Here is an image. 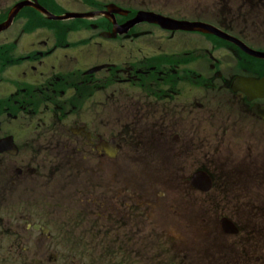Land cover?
I'll list each match as a JSON object with an SVG mask.
<instances>
[{"label":"flooded vegetation","instance_id":"af4514ba","mask_svg":"<svg viewBox=\"0 0 264 264\" xmlns=\"http://www.w3.org/2000/svg\"><path fill=\"white\" fill-rule=\"evenodd\" d=\"M20 1L0 0V18H6ZM37 2L55 15L73 12L84 17L45 26L42 14L26 7L0 33V188L8 193L18 187L25 210L16 219L20 233L13 223L0 221V264H43L40 257L35 260L25 254L29 239L50 236L43 221L30 223L35 215L44 218L40 213L44 193L39 191L41 169L37 168L43 159L32 157L33 152L29 156L28 129L33 124L36 129L44 126V117L50 113L61 122L58 115L64 119L65 104L73 107L72 127L68 128L72 167L86 177L83 186L94 182L98 188L74 211L83 213L80 219L85 223H92V208L102 210L105 219L100 212L96 219L114 232L113 246L114 241L125 240L120 228L142 232L151 243H169L164 234H156L161 227L176 246L183 247L174 255L177 264H188L187 248L173 221L162 219L153 224L155 216L149 212L154 203L150 206L140 196L141 204L130 208L125 194L136 198L142 188V193L155 195V199L158 193L167 200L170 192L175 199L199 196L205 192L194 186L192 177L206 172L212 180L209 193L220 196L226 192L221 199L226 202L214 197L202 202L214 199L231 210H245L239 222H247L249 251L253 253L256 245L264 250V88L253 89L252 84L232 88L237 77L263 78L264 60L211 35L165 30L147 22L126 26L142 11L169 18H212L217 27L264 52V0ZM82 31L88 35L80 40ZM138 33L144 34L134 37ZM91 44L92 48H85ZM222 100L220 113L217 104ZM53 149L58 154V143ZM88 157L96 159L94 167H81L89 162ZM101 173L125 177L130 183L104 185ZM163 173L171 178L177 173L178 180L157 190ZM223 176L226 181L222 182ZM144 177L146 186L140 181ZM225 182L227 190L223 189ZM30 200L34 205L28 207ZM72 216L76 224V212ZM229 220L236 226L235 243L241 226L236 219ZM30 228L38 234H29ZM64 256L71 258L72 250Z\"/></svg>","mask_w":264,"mask_h":264},{"label":"rangeland","instance_id":"374dc122","mask_svg":"<svg viewBox=\"0 0 264 264\" xmlns=\"http://www.w3.org/2000/svg\"><path fill=\"white\" fill-rule=\"evenodd\" d=\"M10 3L12 1H8L6 4ZM192 19L195 18L191 17L190 20ZM66 21V23H69L72 18ZM84 32L82 31L78 34V39L81 40V38L87 37L88 34L85 35ZM146 39L139 38L138 41ZM32 41L34 40L32 39ZM92 45H88L85 48H92ZM83 58L84 56H81L80 59ZM108 58H111V56L109 55ZM223 104V100L217 104L220 113L222 112ZM65 107L63 111L67 113L64 119L62 114L58 115L61 122H56V117L50 113L44 117V126H39L36 129L33 124L28 129V136L31 141L28 149L29 156L33 152L32 157L41 156L43 159V165L39 163L37 168L41 169L39 184L42 186L39 191L44 193V202H42L40 209V213L43 214L42 217L44 218L41 219L35 215V217L30 219V223H41L43 221L42 225L49 229L50 236H46L42 240H36L34 237L29 239L27 242L29 246L26 245L27 251L25 254L35 260L40 257L43 264H177L174 255L182 250L183 247L180 249L176 246L175 239L167 231L163 232L161 227H158L156 234H164L169 243L164 244L161 241L151 243L147 241L142 232H127L129 229L120 228L125 240H123V243L114 241L115 244L113 246L110 243V239L113 237L114 232L107 231V226L102 223V220L96 219L97 212H100V217L103 219L105 215H102V210L96 211L98 208H92V223H85L83 219H80L83 213L74 211L78 206H83V201L86 197L93 195L91 193L92 190H97L98 188L94 182L89 186H83L86 177L72 167V141L70 140L72 132L68 128L72 127V111L70 109H73V107L69 104H65ZM54 143H58V154L55 152V148L53 149ZM175 143L173 142L174 146ZM40 145L41 148L36 152L35 149ZM65 153H68V156ZM88 160L89 162L81 163L80 166L89 165V168L94 167L96 159L88 157ZM101 179L104 185L105 183L114 184L118 181L121 185L123 184L120 181L124 184L130 183L125 177L116 179L107 173H101ZM177 180V173L173 174L172 178L163 173L161 183L156 189L171 187ZM140 181L142 186L148 184L145 177L140 178ZM223 181H226L225 177L222 179ZM224 187L226 190L228 189L226 182L223 184V189ZM17 188L8 193H5L0 188V221L13 223V227L17 228L20 233V225H17L16 219L25 210L18 199L20 190L17 192ZM142 190L141 188L137 192L136 198L131 194V197L135 198L134 201L125 194L126 205L130 208L139 206L141 204L139 197L141 196L143 200H148L150 206L151 203H154L151 206L152 211L149 212V216H155L151 219L153 224L158 223L162 219L165 221L172 220L174 223L173 227L182 234V238L179 240L187 248L186 254L187 256L189 255L188 264H264V253H262L264 250L260 245H256L253 248V253L249 251L246 235L247 222H239L240 218H245L242 213L245 210H236L237 208L232 205L235 210H231L227 208L226 203H222L226 202V200H221L226 195V192L221 193L220 196H217L215 192H207L199 196L178 199H175L170 192L165 196L167 200H164L160 198L161 195L158 193L155 199V195L144 194ZM161 191L169 190L163 188ZM11 195H16V198H12ZM117 196L118 194L114 191V197L116 198ZM211 197L222 202H217L214 199H211L210 202H202L203 199L207 201V198ZM7 200L10 202L9 206L4 204ZM211 203H215V207ZM231 203H233L232 200ZM32 205H34V202L30 200L28 207ZM175 210H178V212L173 213ZM27 211L30 215L33 213L30 209ZM74 212H76L78 218V221L75 220L76 224L73 223L72 219ZM234 212L235 214L233 215ZM176 214H179V216L176 217ZM225 216H228L233 221L237 220L236 222L241 226V233L234 237L235 243L230 233L222 232L221 230L217 232L220 226L219 220ZM197 219H200L199 223H197ZM140 223L143 224V220ZM248 225L249 227L251 226L250 224ZM29 234L37 235L38 233L30 228ZM174 235H177V232L173 231ZM61 236H63L62 239H60ZM121 244H123V247ZM70 250H72L71 258L64 256V252L68 254ZM54 252H58L57 256H50Z\"/></svg>","mask_w":264,"mask_h":264},{"label":"water","instance_id":"95a60500","mask_svg":"<svg viewBox=\"0 0 264 264\" xmlns=\"http://www.w3.org/2000/svg\"><path fill=\"white\" fill-rule=\"evenodd\" d=\"M154 20L158 21L162 25H166L168 23L169 24L181 25V24L185 23V22H178V21H175V20H172V19H165V18L164 19L163 18H156Z\"/></svg>","mask_w":264,"mask_h":264},{"label":"bare ground","instance_id":"6f19581e","mask_svg":"<svg viewBox=\"0 0 264 264\" xmlns=\"http://www.w3.org/2000/svg\"><path fill=\"white\" fill-rule=\"evenodd\" d=\"M253 89H255V87H253Z\"/></svg>","mask_w":264,"mask_h":264}]
</instances>
